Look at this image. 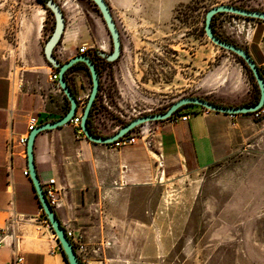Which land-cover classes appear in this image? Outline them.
<instances>
[{
  "label": "rangeland",
  "instance_id": "obj_1",
  "mask_svg": "<svg viewBox=\"0 0 264 264\" xmlns=\"http://www.w3.org/2000/svg\"><path fill=\"white\" fill-rule=\"evenodd\" d=\"M55 1L65 15V34L73 23L80 28L72 51L88 48L98 64L102 93L94 127L99 136H112L138 117L163 113L182 98L229 107L259 99L247 65L215 46L204 26L214 7L264 12V0H107L122 40L114 63L97 57L98 51L112 52V41L95 4ZM213 20L215 34L248 51L264 71V22L232 14ZM54 28V16L40 0H0V76H9L16 87L27 78L44 79L46 70L38 65ZM65 37L54 49L59 61L68 46ZM239 119L249 123L242 124L243 143L230 156L163 178L162 207L158 216L150 214V222H156L150 238L158 243L157 264H264V108ZM44 236L37 230L29 239Z\"/></svg>",
  "mask_w": 264,
  "mask_h": 264
},
{
  "label": "crops",
  "instance_id": "obj_2",
  "mask_svg": "<svg viewBox=\"0 0 264 264\" xmlns=\"http://www.w3.org/2000/svg\"><path fill=\"white\" fill-rule=\"evenodd\" d=\"M79 33L77 23L70 25L62 64L78 55L72 44ZM38 66L46 70L41 81L27 78L16 87L9 76H0V231L6 236V245L0 246V264H11L15 257H22L23 264H68L57 237L55 241L48 238L53 230L45 222L30 175H24L27 155L20 147H9L11 141L16 143L27 134L32 118L39 120V126L52 123L69 106L63 92L53 88V68L46 60ZM67 80L76 94L91 92L85 68L70 69ZM97 109L96 99L94 114ZM193 110L182 111L190 114L189 121L161 128L162 168L158 155L142 141L116 150L89 142L70 124L38 135L34 162L40 183L55 179L61 190L57 218L62 227L82 233L90 264H157L158 243L150 238L156 222H150V214L158 216L162 207L163 178L218 163L242 145V124L249 121L239 117L247 115ZM37 230L45 236L29 239Z\"/></svg>",
  "mask_w": 264,
  "mask_h": 264
},
{
  "label": "water",
  "instance_id": "obj_3",
  "mask_svg": "<svg viewBox=\"0 0 264 264\" xmlns=\"http://www.w3.org/2000/svg\"><path fill=\"white\" fill-rule=\"evenodd\" d=\"M90 1L93 2L95 6L99 9L101 17L106 25V28L108 30V33L112 41V52L110 54L99 51L97 54L106 62L114 63L120 58L122 53V40L117 22L106 0H90ZM44 6L52 12L55 18L54 31L44 47V58L50 67H52L53 69H58V74H59L58 83L63 94L65 95L66 99L69 102V110L59 120L54 121L52 123L42 124L36 127L30 133L27 142L28 171L30 178L34 184V187L36 189L41 207L46 215V218L50 224L51 229L53 230L55 236L57 237L58 243L60 244L64 255L67 257L68 264H80L79 258L75 252L72 243L68 239L64 228L62 227L60 221L57 218L55 211L52 209L46 198V195L43 191V187L38 178L35 162H34V144L38 135L45 131L56 130L66 125H69L70 121L73 119V117L77 112V108H78L77 98L76 95L73 93L71 87L68 85V81L66 79V73L79 63L85 64V66L89 71L92 88L85 109L83 111L80 126L86 139L89 142L97 145H106V146L111 145L117 142L118 140L122 139L126 135L132 133L139 126H142L146 123L166 121L170 117H172L179 109L188 105L199 106L211 112L224 114V115H231V116L254 114L264 108V77L259 67L257 66L255 60L248 51L239 47L238 45L223 41L214 33L212 27V21L216 15L232 14L238 17L260 20L264 22V12L251 11V10L241 9L228 5H220L210 9L207 12L205 19V26H204L206 37L215 46L242 59L249 68V70L252 72V75L258 85L260 92V99L256 104L247 105V106L228 107V106L217 105L197 97L182 98L177 102H175L170 108H168L163 113L150 114V115L138 117L132 120L130 123L126 124L125 126L121 127L119 131H117L114 135L103 137L93 134L90 131L88 125L90 113L96 99L98 98L100 85H101L100 75L97 66L93 62L91 57L85 55L76 56L73 59L69 60L67 63H63V64L54 56L53 53L55 47L64 37L66 31V20H65V15L62 11V7L58 5L55 0H45Z\"/></svg>",
  "mask_w": 264,
  "mask_h": 264
},
{
  "label": "built area",
  "instance_id": "obj_4",
  "mask_svg": "<svg viewBox=\"0 0 264 264\" xmlns=\"http://www.w3.org/2000/svg\"><path fill=\"white\" fill-rule=\"evenodd\" d=\"M89 54V49L88 48H81L78 51V55H85L87 56ZM263 77H264V71L261 72ZM58 71L56 69H52L51 72V82L53 83V88L59 92H61V88L58 83ZM100 82H101V77H100ZM102 85V83H101ZM100 85V86H101ZM99 93H102L99 91ZM90 93H83L82 95L76 94L77 102H78V108L75 116L73 119L70 121V125L73 127L79 129L81 132V118L83 115V111L85 109L86 103L88 101ZM98 99V98H97ZM99 110L97 109V112H95L94 117H93V123L94 126H98L99 122ZM191 119L190 114L188 113H175L172 117H170L166 121H161V122H150L146 123L142 126H139L138 128L141 129L140 131L137 132V134H128L122 139L118 140L117 142L111 144L110 146L113 147L116 150H121L123 148L132 146L136 144L138 141H143V143L146 145V147L152 151L153 153H156L159 157V167H163V160L164 157L161 154L160 148L162 146V142L160 139V132L161 128H163L165 125H171L175 126L180 122H187ZM39 126V120L37 118H32L30 122L28 123V132L25 136L21 137L16 143L11 141L9 143V147L11 149L15 147H20L23 151V154L26 156L27 155V142L30 133ZM137 129V128H136ZM83 133V132H82ZM24 175L26 177H29V171L25 170ZM43 191L46 195V198L52 207V209L55 211L61 206V190L57 187L55 179H50L45 183L43 186ZM45 217V216H44ZM46 219V218H45ZM46 223H49L48 220L46 219ZM11 223V222H10ZM65 230V233L72 243L75 252L79 258L80 264H90L89 262V257H88V249L84 241V237L82 233L79 231H76L75 229L65 226L63 227ZM6 245V236L1 234L0 231V246ZM24 259L22 257H15L12 261L11 264H23Z\"/></svg>",
  "mask_w": 264,
  "mask_h": 264
},
{
  "label": "trees",
  "instance_id": "obj_5",
  "mask_svg": "<svg viewBox=\"0 0 264 264\" xmlns=\"http://www.w3.org/2000/svg\"><path fill=\"white\" fill-rule=\"evenodd\" d=\"M42 3H43V5H44V1L45 0H40ZM49 10V9H48ZM50 11V10H49ZM52 13V12H51ZM214 19V18H213ZM214 21V20H213ZM213 21H212V27H213ZM214 31V30H213ZM215 33V32H214ZM220 38V37H219ZM221 39V38H220ZM223 40V39H222ZM224 41V40H223ZM227 42V41H226ZM230 43V42H229ZM98 53V52H97ZM87 56H89V57H91V59L93 60V62L96 64V66H97V69H98V71H99V68H98V64H97V62H96V60L90 55V54H88ZM97 57H99L98 56V54H97ZM99 58H101V57H99ZM239 58V57H238ZM242 60V59H241ZM242 62H243V64H245V62L242 60ZM246 65V64H245ZM76 67H82V68H85L87 71H88V69H87V67L85 66V64H82V63H79V64H77V65H75L73 68H76ZM57 71H58V69H56ZM260 71L262 72V70L260 69ZM69 72H70V70L66 73V79H68V75H69ZM89 72V71H88ZM68 81V80H67ZM68 85H69V82H68ZM70 86V85H69ZM72 89V88H71ZM72 91H73V93L76 95V92H75V90L74 89H72ZM259 99H260V92H259ZM259 99L255 102V103H253V104H250V105H254V104H256L258 101H259ZM68 104H69V102H68ZM215 104V103H214ZM218 105V104H217ZM202 108V107H199V106H194V105H188V106H185V107H183V108H181V109H179L176 113L178 114V113H180V112H182L183 110H186V109H189V108ZM95 108H96V101H95V103H94V106H93V108H92V110H91V113H90V117H89V120H88V125H89V129H90V131L93 133V134H95V135H98L99 136V134L97 133V131H96V129H95V127H94V123H93V117H94V111H95ZM204 109V108H203ZM68 110H69V106L67 107V109H66V111H65V113H64V115L68 112ZM261 111V110H260ZM248 115H251V114H248ZM44 216H45V218H46V215L44 214ZM47 219V218H46ZM62 253H63V250H62ZM64 254V253H63ZM65 256V255H64ZM65 258H66V260H67V257L65 256Z\"/></svg>",
  "mask_w": 264,
  "mask_h": 264
},
{
  "label": "bare ground",
  "instance_id": "obj_6",
  "mask_svg": "<svg viewBox=\"0 0 264 264\" xmlns=\"http://www.w3.org/2000/svg\"><path fill=\"white\" fill-rule=\"evenodd\" d=\"M42 27V26H41ZM66 32V31H65ZM102 50H105V47H101Z\"/></svg>",
  "mask_w": 264,
  "mask_h": 264
},
{
  "label": "flooded vegetation",
  "instance_id": "obj_7",
  "mask_svg": "<svg viewBox=\"0 0 264 264\" xmlns=\"http://www.w3.org/2000/svg\"><path fill=\"white\" fill-rule=\"evenodd\" d=\"M54 16V15H53ZM55 19V18H54Z\"/></svg>",
  "mask_w": 264,
  "mask_h": 264
}]
</instances>
